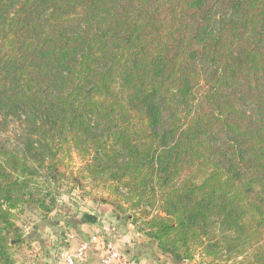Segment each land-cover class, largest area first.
<instances>
[{"label":"trees","instance_id":"16d2710c","mask_svg":"<svg viewBox=\"0 0 264 264\" xmlns=\"http://www.w3.org/2000/svg\"><path fill=\"white\" fill-rule=\"evenodd\" d=\"M73 171L172 264H264V0H0V264Z\"/></svg>","mask_w":264,"mask_h":264},{"label":"rangeland","instance_id":"374dc122","mask_svg":"<svg viewBox=\"0 0 264 264\" xmlns=\"http://www.w3.org/2000/svg\"><path fill=\"white\" fill-rule=\"evenodd\" d=\"M74 178V171L72 174L67 173L61 187L51 190V195L47 197L48 212L27 207L14 211L12 220L15 229L12 233L18 235V241L12 252L16 264H58L63 261V256L70 251L72 241L79 243L90 234L80 228L88 223L83 219L84 213H97L99 206L111 209L114 213L112 224H117L118 217L127 218L129 210L126 204H123V208L113 205L112 198L108 197L106 192L102 195L108 197L107 202L94 200L88 194L81 196L80 186ZM89 187L87 186V189ZM99 197L101 196H95ZM166 255L171 261L172 257ZM202 262L200 256H197L193 260L184 261L183 264Z\"/></svg>","mask_w":264,"mask_h":264},{"label":"crops","instance_id":"0c3cea01","mask_svg":"<svg viewBox=\"0 0 264 264\" xmlns=\"http://www.w3.org/2000/svg\"><path fill=\"white\" fill-rule=\"evenodd\" d=\"M97 211L92 212L96 216L95 222H88L80 227L81 230L90 232L89 236L82 240L88 241L90 245L84 260L78 264H99L107 241L111 242L121 255V259L113 264H172L169 257L160 252L155 242L139 233L130 220L118 217L117 224H112L115 216L111 209L99 206ZM80 242L72 241L69 250L73 251ZM58 264H63V261Z\"/></svg>","mask_w":264,"mask_h":264},{"label":"built area","instance_id":"2783aa9c","mask_svg":"<svg viewBox=\"0 0 264 264\" xmlns=\"http://www.w3.org/2000/svg\"><path fill=\"white\" fill-rule=\"evenodd\" d=\"M89 245L88 241L80 242L73 251H68L65 254L63 264H78L83 261ZM103 250V256L99 264H113L114 261L121 259V255L111 242H105Z\"/></svg>","mask_w":264,"mask_h":264},{"label":"water","instance_id":"95a60500","mask_svg":"<svg viewBox=\"0 0 264 264\" xmlns=\"http://www.w3.org/2000/svg\"><path fill=\"white\" fill-rule=\"evenodd\" d=\"M83 219L87 222H95L96 221V216L92 213H85L83 215Z\"/></svg>","mask_w":264,"mask_h":264}]
</instances>
